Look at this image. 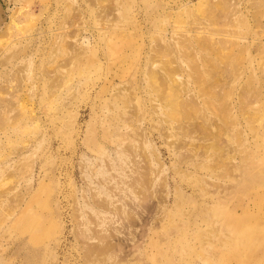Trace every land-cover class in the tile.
I'll return each instance as SVG.
<instances>
[{
  "label": "rangeland",
  "instance_id": "obj_1",
  "mask_svg": "<svg viewBox=\"0 0 264 264\" xmlns=\"http://www.w3.org/2000/svg\"><path fill=\"white\" fill-rule=\"evenodd\" d=\"M262 239L264 0H0V264H253Z\"/></svg>",
  "mask_w": 264,
  "mask_h": 264
},
{
  "label": "bare ground",
  "instance_id": "obj_2",
  "mask_svg": "<svg viewBox=\"0 0 264 264\" xmlns=\"http://www.w3.org/2000/svg\"><path fill=\"white\" fill-rule=\"evenodd\" d=\"M227 224H233L234 226H238V223H235V220L232 219V215L229 218V220H227ZM260 242L263 243L264 242V239L260 240ZM250 258H252V260L246 259V262L253 263V264H259V262L264 259V255H258V256L255 255V256H251Z\"/></svg>",
  "mask_w": 264,
  "mask_h": 264
}]
</instances>
